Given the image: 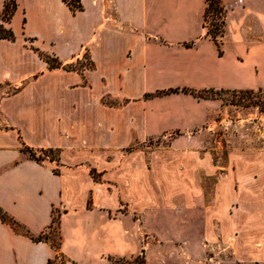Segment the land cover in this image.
I'll return each instance as SVG.
<instances>
[{"label":"crops","instance_id":"0c3cea01","mask_svg":"<svg viewBox=\"0 0 264 264\" xmlns=\"http://www.w3.org/2000/svg\"><path fill=\"white\" fill-rule=\"evenodd\" d=\"M14 2L11 20L1 22L14 40L0 39V85L14 90L0 100V210L33 236L56 226L59 245L33 241L0 220V264H110L108 257L138 250L143 226L135 217L158 207L159 184L171 183L163 163L177 152L166 150L161 163L141 145L200 128L214 103L157 93L264 89V67L256 72L245 42L254 34L240 37L242 22L229 20L217 55L202 25L206 0H77L74 12L63 0ZM232 10L264 34L263 13L250 4ZM40 54L62 67L49 69ZM83 59L81 71L64 69ZM24 148L55 157L35 160ZM240 157L217 185L214 213L234 261L263 263L264 240L256 241L264 230V161ZM148 226L156 235L165 229L162 219ZM170 253L158 244L153 263L203 264L186 256L171 261Z\"/></svg>","mask_w":264,"mask_h":264},{"label":"rangeland","instance_id":"374dc122","mask_svg":"<svg viewBox=\"0 0 264 264\" xmlns=\"http://www.w3.org/2000/svg\"><path fill=\"white\" fill-rule=\"evenodd\" d=\"M226 1L230 3L228 8L224 0H219L224 10V19H222L224 25L218 30H222L223 33L221 36L218 35L214 42L206 32L208 29L215 30L214 24L221 20V16L212 9L211 13L205 17L206 0L202 21L205 38L212 40L215 43L216 54L222 55L223 40L228 34L229 20L231 24H236L239 20L238 23L242 22L238 33L240 37L248 36V29L251 34H254L255 38L246 39L245 42L248 44L247 49L252 48L249 59L256 63L255 70L259 73L260 68L264 67V34L258 32V24L252 18L232 9L235 10L238 4L244 7L250 4L251 9L264 14V0H251L248 4L246 1L242 2L243 0ZM254 15L256 16V13ZM192 46L193 42L184 43V47ZM226 47L229 49L228 52L233 51L231 49L234 46L230 43ZM238 49L241 55H244L242 50L244 46ZM211 51H213L212 46L204 48L202 53L205 60ZM241 55H236L240 61L243 60ZM82 63L87 64V59H83ZM182 89L202 92L200 95L213 101V106L208 107L207 120L200 128L192 129L188 134L175 131L149 138L141 145L148 151L152 149L158 152L161 163L164 161L166 150L177 152L169 164L163 163L171 183L165 181L159 184L162 187V190L160 189L162 197L160 196L161 202L158 207L154 210H145L141 216L135 217L138 224L143 226L141 246L138 250L133 254L111 256V258L114 259V264H136L133 259L143 256L144 264H154V250L158 244H161L167 252H171L169 258L175 256L170 259L171 261H178L186 256V260H189V257L201 259L203 264H264V262L237 263L234 261L232 247L225 241L228 239L225 230L222 233L221 225L214 213L216 206L219 208L216 201L217 185L231 176L233 159L241 156L240 158L252 157L264 161V89L205 88L197 90L184 87L179 88L178 93H181ZM13 90L9 84L0 85V100ZM207 90L213 92L205 93L204 91ZM184 94L193 97L189 92ZM43 157L54 158L55 156L54 153L47 152ZM155 190L157 191V188ZM260 202L262 203L263 200ZM152 218H156L159 222L161 219L164 221L165 229L162 230L161 235L150 232L148 225ZM262 226L264 229V224ZM263 232L264 230L257 236L256 243L264 240ZM42 237L52 244L59 243L56 227L47 231ZM229 240L232 241V238L230 237ZM174 250L177 252H173Z\"/></svg>","mask_w":264,"mask_h":264},{"label":"trees","instance_id":"16d2710c","mask_svg":"<svg viewBox=\"0 0 264 264\" xmlns=\"http://www.w3.org/2000/svg\"><path fill=\"white\" fill-rule=\"evenodd\" d=\"M68 6L69 8L74 12L75 10H80L81 7L79 5H77V0H63ZM16 9V4L14 2V0H5L4 2V6H3V10L0 14V39H6V40H10L13 41L14 40V34L10 29L5 28L1 22H9L15 12ZM214 9L215 12H217L219 14V16H221V20L217 23L214 24L215 26V30L212 29H208L207 30V35L215 42L217 36H221V34L223 33L222 30L218 31L219 29H221V26L224 25V21L222 19H224L223 15H224V10L223 8L220 6L219 4V0H207V7L205 9V17L207 14L211 13V10ZM217 15V14H216ZM41 58L47 63V66L49 69H57V68H61L62 65L61 63H59L57 60H55L54 58L48 56V55H44V54H40ZM86 58V57H85ZM86 65L83 64L82 62H77L76 64H71L68 66H65L64 69L68 70V71H81ZM183 93H187L189 92L193 97L196 98H203V99H208L207 97H204L200 94H202V92H194V91H189L187 89H182L181 90ZM178 89H170L167 91H161L158 92L157 95H166V94H171V93H177ZM206 92H213V91H204ZM23 151L25 153H27L31 158L35 159V160H42L43 156H46L47 152H52V151H41V155L36 156V153L28 148H24ZM53 153V152H52ZM0 220L4 223L9 224L13 229H15L16 231L22 233L23 235L29 237L30 239H32L33 241H41V240H45L43 239L44 237H42L43 235H39V236H33L31 235L27 230L23 229V227H21L18 223H16L12 218H10L9 216H7L4 212H2L0 210ZM56 223V220L53 222V224ZM53 227V226H52ZM56 227V226H54ZM51 245L54 248H58V245L52 244ZM134 262L136 264H144V258L143 256H137L134 259ZM108 261L110 262V264H114V259L111 257H108ZM48 264H56V261H51Z\"/></svg>","mask_w":264,"mask_h":264}]
</instances>
